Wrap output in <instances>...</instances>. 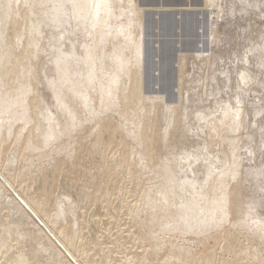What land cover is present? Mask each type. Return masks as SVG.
Returning a JSON list of instances; mask_svg holds the SVG:
<instances>
[{"label": "bare ground", "instance_id": "6f19581e", "mask_svg": "<svg viewBox=\"0 0 264 264\" xmlns=\"http://www.w3.org/2000/svg\"><path fill=\"white\" fill-rule=\"evenodd\" d=\"M36 1L0 0V174L5 180L0 179V264H264V243L260 245L256 234L264 230L246 228L248 210L243 211V207L248 202L238 170L230 167L228 173L230 168L225 169V178L219 173L216 181L219 177L222 181H213L216 185L209 190L202 186V199L207 201L200 195L197 201L192 192L176 187L173 173L172 177L168 173L171 166L159 155L166 136H158L156 151L149 147L147 134L157 108L155 101L149 104V98H138L140 63L137 57L132 62L135 57L130 60L125 55L130 50L129 40L133 41L123 40L116 43L118 46L110 43L119 51L115 60L113 57L115 63L98 58L104 43L113 40L112 34L98 26L114 2L53 0L52 10L58 16L65 13L63 2L70 3L75 20L83 25L91 23L92 37L98 40L84 53L88 65H84L85 75L81 73L87 79L84 88L80 80L68 76L70 60L67 63L66 58L71 52H61L65 56L61 59L59 54L57 58L53 55L56 59L48 57L42 37L45 19ZM184 1L199 2H178ZM160 2L174 4V0H159V6ZM131 32V38L134 33L138 36ZM106 68H115L113 78L108 79L110 84L106 82L108 87L102 80ZM111 95L122 113L140 112L136 137L126 128L129 124L124 127L119 122L127 137L140 140L139 148L118 139L116 123L107 115L117 107L113 110L111 101L112 105H103L107 97L113 100ZM226 125L206 127L211 142L215 137L222 141L229 127ZM233 153L231 158L237 162ZM260 236L263 242L264 235Z\"/></svg>", "mask_w": 264, "mask_h": 264}, {"label": "rangeland", "instance_id": "374dc122", "mask_svg": "<svg viewBox=\"0 0 264 264\" xmlns=\"http://www.w3.org/2000/svg\"><path fill=\"white\" fill-rule=\"evenodd\" d=\"M50 1L51 0H38L35 2L41 8L38 10L42 13L40 16L44 15L43 20L45 19V22L42 20L44 24L43 27L45 28H43L44 33L42 37L46 42V47L49 49H47V54L50 55L48 57L51 59L59 54L58 57L62 56L64 58L65 52L66 54L67 52H71L70 55H66L67 63L69 62L68 59L70 60L67 70L68 76H74L77 80H80L82 84L85 83L86 85L87 79L83 74L85 75L84 70L88 65L85 62L86 55L84 56V53L86 54L88 50L90 51V44H92V41L96 40V38L94 39V37H92L93 33L91 28L93 29V27H89L92 26L91 23H88L89 25H83L81 21L78 22L75 20L74 12L72 11L74 9L71 7L70 3H68V0L67 3L66 1L63 2L65 5L64 8H67H65V13L67 12V15L62 13L63 16H58V12L56 13L54 9L52 10V5L56 0H52V3ZM111 1L114 2L115 6H112L113 3H111V5H109L112 7L109 8L114 10L112 11L110 9L107 12L108 15L105 18L106 22L105 20L103 22L104 26L100 24L98 27H100V31H108L109 35L112 34L113 40L104 43L105 45H103V49L98 55V58H104L103 60L105 61L115 63L113 61L116 59L115 56L119 54V51H115L113 45L117 42L121 43L123 40L126 41L129 39L134 42L133 44V42L129 40L131 45L129 51H131V48H134V50L130 53L127 51L125 55L129 59L135 57L132 62H134L137 57L138 63H140L138 68L141 69V71L139 69L141 82L138 98H149L148 100H151L149 104L155 101L154 103L157 108L156 113L152 115L151 131L147 134L149 147L156 151L157 146L160 144L158 136L161 135L162 139L166 136L163 140L164 144H166L162 145L165 149L163 147V150L159 153L160 158L164 159L163 162L165 161V163L169 164L168 167L171 166L168 173L171 177L172 175L174 176L173 180L176 182L174 183L175 186L177 185L176 187L180 188V190L182 188H184V190H189L192 192V197H196V200L198 198L200 199V196L202 199L204 189L208 188L209 190L213 184L216 185L221 178H225L232 167L235 171L237 169L238 175L242 181V192L246 198V203H249L245 204V206L243 205V211L248 210L245 215H247L246 222L249 224L246 223V225L250 227L247 226L246 228L250 231L252 228L261 227L263 231L264 0H199L200 3L198 1L196 3L184 1V3L180 2L181 4L178 2L179 0H174V4L172 3V6L170 4L171 7L162 5L161 2L159 6V3H157L159 0H155L156 2L153 0L152 4L150 3L152 0H144L148 1L150 4L143 0ZM155 3L157 4L155 5ZM176 3L180 5L177 4V6L175 5ZM130 11L132 13H130ZM71 13H73V16ZM114 15L118 16L115 18ZM56 21H58L56 24L58 25L59 23V26L54 23ZM64 21H67L70 25L67 22L64 23ZM170 23H173L174 26L172 27ZM101 28L104 29L102 30ZM125 28L130 32L134 30L132 32H137L136 36L137 34L138 36L134 37L135 33L133 34L131 32L133 34V38H131L132 35L130 32L128 33V30L126 31ZM115 34L119 36V41L117 39L115 42ZM126 34H128V37ZM125 36L127 38H125ZM47 38L49 40H47ZM56 39L58 41H55ZM102 41H104V39ZM84 44L87 46H84ZM58 49H60V51H58ZM135 50L139 53L138 55ZM72 51H74V54ZM61 52H63L62 54L64 55H62ZM62 57H60V59ZM113 57H115L114 60ZM54 58L53 60H55L57 56L55 59ZM73 61L76 62V64ZM123 62H125V60ZM75 69L77 71H75ZM114 70L113 68L103 69V78L107 79V81H105L106 79L102 78V80H104L103 85H107L108 87V84H110L108 81L113 78L111 75L113 76ZM179 70H182V72H179ZM81 73L83 74L81 75ZM98 73H100V71ZM85 79L86 81L83 82ZM106 82L108 84H106ZM82 86L85 88L84 84ZM112 96L113 95H111V98ZM112 99L113 100H109L107 97V101L104 100V102H102L103 105L106 103L109 105V101L112 103L114 102L113 110H116L115 108L117 107V112H109L107 115L113 118L116 123L118 139L124 142L126 141L129 146L134 144L138 147L137 143L140 140L138 138H136V140L134 138L133 140V137H127L123 130L124 128L120 127L121 124L119 122L123 123L124 125H122L124 127L129 124L126 128H131L132 130L129 129V132H131L130 135L136 137L139 132L138 127H140V125H137L138 123H136V121H139L140 112H137L139 115L135 110L133 112L129 111L128 114H124V112L122 113L120 105H115V103H118L116 102L117 99L114 97ZM112 103H110V105H112ZM107 104L105 106H107ZM175 106L179 109L176 111L178 113H175ZM138 107H140L139 104ZM136 111H140V108ZM173 115L175 116L173 117ZM237 119L240 120V122ZM215 122L218 124H227L226 126H229L225 128L227 132L229 131V133L226 132V134H224L225 137H227H223L225 141L223 139L219 141L218 137L213 138L212 142L210 141L207 132L210 128L209 125L212 126L213 124H217ZM102 124L105 125L106 121H102ZM206 127L208 128L207 130ZM228 138L231 140L228 141ZM163 142L161 143L163 144ZM227 147L234 152V157H238L237 162L239 165H237L238 163L234 158H231L233 157L232 152ZM222 150L226 153L224 154ZM226 157L228 160L224 159ZM231 159H234L236 163L232 164V162H230L232 161ZM181 168H183L184 171L180 170ZM225 169H229L227 174L225 173ZM170 170L173 171L171 172ZM219 173L221 175L224 173L222 175L224 177H219L217 183L216 179L218 180ZM214 176L216 177L212 180L211 177ZM0 179L2 181L4 180L1 174ZM209 180H212V183ZM213 181H216V184ZM202 186L205 188L203 189ZM12 191L15 192L14 189H12ZM179 193L181 194V191H179ZM206 199L208 200V198ZM206 199H202V201ZM196 200L195 202L198 201ZM195 202L193 201V203ZM35 219L40 226H43V222L39 218L35 217ZM261 230H259V232H261ZM263 232L260 234L256 233L260 245L261 243L263 244L264 241L261 242L262 239L260 240L258 238L261 237V234L264 235Z\"/></svg>", "mask_w": 264, "mask_h": 264}]
</instances>
